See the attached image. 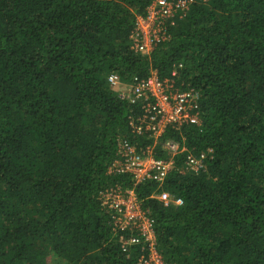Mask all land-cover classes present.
Here are the masks:
<instances>
[{"label": "trees", "instance_id": "trees-1", "mask_svg": "<svg viewBox=\"0 0 264 264\" xmlns=\"http://www.w3.org/2000/svg\"><path fill=\"white\" fill-rule=\"evenodd\" d=\"M152 0H0V264H140L108 192L132 190L178 264H264V0H196L149 55L130 46ZM155 71L201 98V123L136 135L143 114L108 80ZM173 73H176L173 75ZM167 159L161 187L109 172L118 139ZM189 153L205 169L186 170ZM162 190L180 198L166 206ZM124 235V238L122 237ZM142 240L143 237L139 236Z\"/></svg>", "mask_w": 264, "mask_h": 264}, {"label": "built area", "instance_id": "built-area-1", "mask_svg": "<svg viewBox=\"0 0 264 264\" xmlns=\"http://www.w3.org/2000/svg\"><path fill=\"white\" fill-rule=\"evenodd\" d=\"M196 0H152L146 16L138 17L136 27L130 36V46L137 53L149 55L157 43L168 37V28L174 24L175 17L184 16ZM206 1V0H204ZM176 73H173L175 75ZM111 87L123 84L129 86L128 92L119 91L121 96L132 104H140L143 114L131 121L136 135L149 134L158 138L170 125L201 123L199 104L201 95L194 88L180 89L171 79L161 80L153 71L148 77H134L131 82L121 81L118 74L108 77ZM136 143L127 139H118L116 159L110 164L109 172L114 174H131L136 183L155 181L159 187L175 166V155L184 151L180 144L168 140L163 148L168 153L167 159H156L151 148L140 150ZM207 155L189 153L184 167L186 170L199 172L205 169ZM113 191L104 195L103 204L114 210L115 230L139 232L124 238V249L138 245L143 241L148 244L149 253L140 258V264H178L167 262L156 249L153 219L149 210L142 208L132 190L126 194ZM164 205H181L183 201L166 190L156 194Z\"/></svg>", "mask_w": 264, "mask_h": 264}, {"label": "rangeland", "instance_id": "rangeland-1", "mask_svg": "<svg viewBox=\"0 0 264 264\" xmlns=\"http://www.w3.org/2000/svg\"><path fill=\"white\" fill-rule=\"evenodd\" d=\"M123 82V81H122ZM113 88V87H112ZM114 90L116 91H120L122 90L123 92H128L129 90V86H127V84H123L121 86H117L115 88H113ZM123 194V193H122ZM121 194V195H122ZM47 260H48V263L49 264H68L66 261L58 258V256L53 252V251H50L48 254H47Z\"/></svg>", "mask_w": 264, "mask_h": 264}]
</instances>
